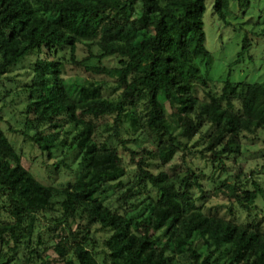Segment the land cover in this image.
Instances as JSON below:
<instances>
[{
  "label": "trees",
  "instance_id": "trees-1",
  "mask_svg": "<svg viewBox=\"0 0 264 264\" xmlns=\"http://www.w3.org/2000/svg\"><path fill=\"white\" fill-rule=\"evenodd\" d=\"M226 7V0H215V11L228 22ZM205 12L206 0H0V76L39 54L27 104L34 142L53 155L66 139L57 140L58 131L50 139L41 127H61L57 120L67 116L77 129L71 149L81 165L66 186L45 184L23 165L0 125V264H45L49 249L65 264H174L175 257L187 264H264V231L206 214L193 198L194 187H202L194 169L176 172V157L184 159L192 143L225 167L242 153L244 140L264 138V83L228 77L218 90L202 72L199 59L210 56ZM80 45L86 58L77 54ZM65 50L83 72L117 76L119 95H107L94 80L64 78L56 55ZM112 57L114 68L103 64ZM106 116L114 117L116 137L132 159L137 152L129 142L155 145L143 148L131 176L118 147L95 139L97 121ZM150 187L156 196L147 191L140 211L107 201L110 191L127 203ZM254 187L240 199L244 208L264 195L258 182ZM57 198L67 221L87 213L88 224L101 225L103 249L86 228L59 232L57 242L40 250L38 213L53 211Z\"/></svg>",
  "mask_w": 264,
  "mask_h": 264
},
{
  "label": "rangeland",
  "instance_id": "rangeland-1",
  "mask_svg": "<svg viewBox=\"0 0 264 264\" xmlns=\"http://www.w3.org/2000/svg\"><path fill=\"white\" fill-rule=\"evenodd\" d=\"M226 2L227 7L224 12L228 22H225L215 11V0H206L204 23L206 45L210 56L207 60L199 59L202 72L218 90L228 77L233 82L264 83V0H226ZM245 39L248 41V46L244 49ZM93 49L94 53L98 52L96 47ZM77 54L80 59L86 58L87 47L80 45ZM38 56L39 54L35 52L30 54L0 76V125L16 150L21 153L22 162L26 168L43 183L63 187L68 182L74 181L81 169L80 158L71 149L77 129L70 123V118L67 116L57 120V124L61 127H54L53 130H50V125L41 127L50 139L53 138L50 133L57 131L59 132L55 136L57 140L66 139L63 144L53 148L51 156L43 152L34 142L35 128L28 120L27 104L31 97L29 84L33 78V66ZM56 58H61L64 62L62 67L64 78L76 80L80 77L94 80L104 85L107 95L115 98L119 95L121 90L118 87L117 76L92 75L83 72L82 67L69 61L70 55L66 50L59 52ZM91 63H96V60L92 59ZM103 64L114 68L117 59L105 58ZM116 132L114 117L106 116L97 121L95 139L99 145L106 142L118 147L123 164L131 176L136 167L135 160L144 153L143 148L155 150V145L145 139L138 143L129 142L127 146L137 152L135 159H132L130 151L118 141ZM197 138H199L198 135ZM195 145L191 144L190 149L185 152L184 159L178 156L174 162L179 165L176 168L177 173L191 167L198 175L202 187L195 186L193 190V198L197 206L208 215L220 216L239 223L254 224L264 231V195H260L250 209L244 208L240 203L246 191L255 189L254 181L264 189V138L256 142L244 140L242 153L236 158L234 156L228 158L225 167L213 165L209 157H203L196 151L200 147ZM57 162L60 163L57 165ZM151 168L155 172L158 170L155 165ZM194 172L191 173L192 180L196 177ZM147 191L156 196V191L151 187L147 190L144 188L143 194L133 195L127 203H124L125 201L118 199V193L115 190L107 192L109 195L107 201L112 202L114 207L122 205L123 209H132L137 206L140 211L143 208L141 201ZM61 201L62 198L55 199L53 211L38 213L35 231L42 234L44 239V245L40 250L44 251L49 244L57 242L59 232L71 235L70 230L76 232L86 228L91 229V234H96L100 241L99 250L103 249V240L107 233L101 225L94 219L92 224H88L87 213H83V217L76 213V220L70 218L67 221ZM2 205L0 200L1 208ZM3 218L6 219L5 216ZM61 228H65L66 231L63 232ZM45 253L47 259L45 264H65L53 249ZM173 261L174 264H187V259L182 257H175Z\"/></svg>",
  "mask_w": 264,
  "mask_h": 264
}]
</instances>
